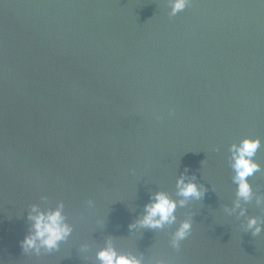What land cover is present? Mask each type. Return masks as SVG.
Wrapping results in <instances>:
<instances>
[{
    "label": "water",
    "instance_id": "water-1",
    "mask_svg": "<svg viewBox=\"0 0 264 264\" xmlns=\"http://www.w3.org/2000/svg\"><path fill=\"white\" fill-rule=\"evenodd\" d=\"M170 12L169 0H0V264H100L107 242L142 264H264V230L247 227L264 229V0ZM244 136L261 140L247 201L228 164ZM180 176L201 198L162 228L136 225L156 191L182 199ZM60 203L71 234L24 251L31 206Z\"/></svg>",
    "mask_w": 264,
    "mask_h": 264
},
{
    "label": "clouds",
    "instance_id": "clouds-1",
    "mask_svg": "<svg viewBox=\"0 0 264 264\" xmlns=\"http://www.w3.org/2000/svg\"><path fill=\"white\" fill-rule=\"evenodd\" d=\"M169 3L170 15L174 16L185 9L189 0H169ZM260 145L259 137L244 136L239 142H233L229 146L228 164L233 173L232 181L237 185L236 195L245 201L252 196V188L247 178L261 169L259 161L255 159ZM176 184L177 195L182 199L177 201L167 191H156L152 194L150 202L145 204L144 214L136 221V225L143 228H162L165 224L173 223L176 221L175 211L178 204L182 207L188 199H200L203 194L201 186L194 178L185 180L180 176ZM63 208V203L47 210L35 204L31 206L28 213V220L31 222L30 231L21 241L24 251L34 250L39 253L41 248L51 251L58 248L61 241L67 239L72 232V226L67 222ZM241 212L243 213V209ZM133 226L135 225H130ZM247 227L254 235H259L264 230L255 217L249 218ZM191 231V220H183L174 233V244L186 239ZM96 257L100 264H142L139 257L127 252H118L111 242L100 248Z\"/></svg>",
    "mask_w": 264,
    "mask_h": 264
}]
</instances>
